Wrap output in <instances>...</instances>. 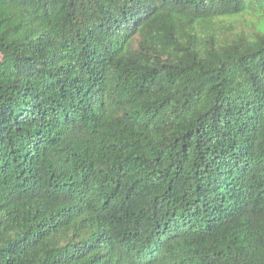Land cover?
I'll use <instances>...</instances> for the list:
<instances>
[{
	"label": "trees",
	"instance_id": "16d2710c",
	"mask_svg": "<svg viewBox=\"0 0 264 264\" xmlns=\"http://www.w3.org/2000/svg\"><path fill=\"white\" fill-rule=\"evenodd\" d=\"M0 264H264V0H0Z\"/></svg>",
	"mask_w": 264,
	"mask_h": 264
}]
</instances>
